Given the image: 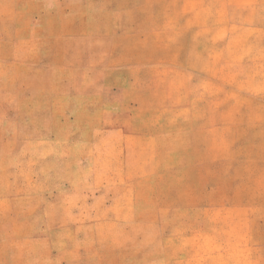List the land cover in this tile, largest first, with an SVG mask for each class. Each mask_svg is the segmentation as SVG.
I'll return each instance as SVG.
<instances>
[{
    "label": "rangeland",
    "instance_id": "rangeland-1",
    "mask_svg": "<svg viewBox=\"0 0 264 264\" xmlns=\"http://www.w3.org/2000/svg\"><path fill=\"white\" fill-rule=\"evenodd\" d=\"M0 264H264V0H0Z\"/></svg>",
    "mask_w": 264,
    "mask_h": 264
}]
</instances>
